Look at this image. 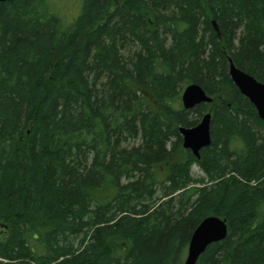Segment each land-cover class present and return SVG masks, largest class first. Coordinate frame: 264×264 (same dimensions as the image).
I'll return each mask as SVG.
<instances>
[{"label":"trees","instance_id":"obj_1","mask_svg":"<svg viewBox=\"0 0 264 264\" xmlns=\"http://www.w3.org/2000/svg\"><path fill=\"white\" fill-rule=\"evenodd\" d=\"M228 59L264 84V0L0 2V264H183L209 216L196 264H264V122Z\"/></svg>","mask_w":264,"mask_h":264},{"label":"water","instance_id":"obj_2","mask_svg":"<svg viewBox=\"0 0 264 264\" xmlns=\"http://www.w3.org/2000/svg\"><path fill=\"white\" fill-rule=\"evenodd\" d=\"M7 0H0L5 2ZM228 76L239 93L254 107L257 117L264 122V84L253 76L235 67L228 59ZM212 98L197 84H189L183 88L180 102L184 110H191L200 104L211 103ZM210 112L204 114L200 122L191 128L179 127L178 132L182 139V147L188 150L195 158H199L201 149L211 143ZM228 233L225 221L215 216L203 219L193 230L186 250L183 264H196L206 248L213 243L224 240Z\"/></svg>","mask_w":264,"mask_h":264},{"label":"rangeland","instance_id":"obj_3","mask_svg":"<svg viewBox=\"0 0 264 264\" xmlns=\"http://www.w3.org/2000/svg\"><path fill=\"white\" fill-rule=\"evenodd\" d=\"M177 100L180 102V94H179ZM193 173L196 174V175L199 174V172H198V170H197L196 168H193ZM161 174H162V173H161ZM160 177H161V176H160ZM161 178H162V177H161Z\"/></svg>","mask_w":264,"mask_h":264},{"label":"bare ground","instance_id":"obj_4","mask_svg":"<svg viewBox=\"0 0 264 264\" xmlns=\"http://www.w3.org/2000/svg\"><path fill=\"white\" fill-rule=\"evenodd\" d=\"M233 63V62H232ZM229 66V65H228Z\"/></svg>","mask_w":264,"mask_h":264}]
</instances>
